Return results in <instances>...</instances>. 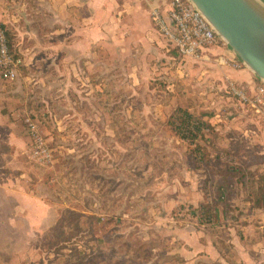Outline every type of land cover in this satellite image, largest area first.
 Returning <instances> with one entry per match:
<instances>
[{"label":"rangeland","instance_id":"rangeland-1","mask_svg":"<svg viewBox=\"0 0 264 264\" xmlns=\"http://www.w3.org/2000/svg\"><path fill=\"white\" fill-rule=\"evenodd\" d=\"M27 1L6 0L9 15L0 21L24 62L14 80L0 79V109L20 136L17 143L0 136V175L18 160L22 185L46 200L52 222L20 262L4 263L23 233L0 232V264H147L153 257L173 264L189 231L226 236L254 198L264 201V107L226 87L233 81L251 95L261 80L230 78H244L239 69L223 70L246 67L237 56L178 55L154 27L148 0L130 16L119 9L100 16L101 26L90 28L98 39L73 41L63 36L76 32L50 35L54 10L36 12ZM216 45L228 47L222 39ZM77 47L91 54L67 55ZM177 107L209 123L192 142L167 122ZM26 116L47 155L33 152L37 134ZM1 144L18 153L1 156L9 149ZM220 193L226 216L199 221L194 208ZM11 204L0 200V212Z\"/></svg>","mask_w":264,"mask_h":264},{"label":"crops","instance_id":"crops-1","mask_svg":"<svg viewBox=\"0 0 264 264\" xmlns=\"http://www.w3.org/2000/svg\"><path fill=\"white\" fill-rule=\"evenodd\" d=\"M6 0H0V21H5L8 18V11L5 4ZM31 2V7L35 8L37 12L41 8H50L54 10L51 15L52 28L49 31L50 35L55 32H76V34L65 35L63 37L73 41L77 40H96L99 35L92 34L91 27L95 25L101 26V17L109 16L113 9L125 10L127 15L135 13L137 8L141 7L142 0H28ZM27 1V2H28ZM157 0H148L149 5ZM4 2V3H3ZM135 9V10H134ZM129 12V13H128ZM48 15V21H49ZM58 16L61 24L66 26H57L54 17ZM101 16V17H100ZM36 17V16H35ZM103 21H105L103 19ZM84 24H86L87 29ZM67 30V31H66ZM81 33V34H80ZM66 34V33H65ZM69 51H74L69 53ZM76 52V53H75ZM92 54H96L94 51ZM209 52L217 53L222 57V62L225 58L234 57L236 54L229 48L219 45L210 47ZM90 55L89 51H80L77 47L76 51L70 49L67 55L82 56ZM89 62L90 61H85ZM71 64V63H70ZM69 63L67 64V66ZM225 65V63H224ZM89 66V65H87ZM227 67L239 69L244 74L243 79H237L229 75ZM82 70H85L82 65ZM225 73L237 81L251 82L253 73L247 67H234L226 64L223 67ZM86 71V70H85ZM8 114L0 109V136L8 137L10 141L19 142L20 136H16L17 130L11 126V122H7ZM2 145V144H1ZM3 146V145H2ZM1 156L10 154L13 157L18 153L16 147L3 146ZM12 149V150H11ZM10 151V152H8ZM18 160L13 161L12 165L8 164V168H12V176L9 174L0 175V200H11V209L0 218V232L15 231L22 238L21 243L13 245L14 250L11 256L4 259V263H8L12 256H16L18 261H22L26 252L30 250L34 238L38 232L46 229L52 222V209L47 204L45 199L36 197L34 191L22 185L20 176L23 175L18 165ZM0 161V167L4 166ZM17 168V169H16ZM20 170V171H19ZM6 173V171H2ZM15 172V173H14ZM18 173V174H17ZM240 214L242 221L239 227L229 226L226 236L216 235L217 238L211 237L209 234L201 230L193 229L189 231L184 237L182 243H179L174 252L179 255L178 261L173 264H264V207H255L252 210H247ZM5 218V219H4ZM27 236H26V235ZM2 245H0L1 248ZM154 260L157 264H162L156 257L149 258L146 262L150 264ZM173 259L168 258L167 264L171 263Z\"/></svg>","mask_w":264,"mask_h":264},{"label":"built area","instance_id":"built-area-1","mask_svg":"<svg viewBox=\"0 0 264 264\" xmlns=\"http://www.w3.org/2000/svg\"><path fill=\"white\" fill-rule=\"evenodd\" d=\"M150 16L154 27L170 48L184 57L195 60L203 59L208 55L210 47L216 45L221 39L207 18L191 0H157L151 5ZM23 63L21 55L9 48L5 29L0 26V79L14 80ZM226 87L241 101L247 102L256 110L262 111L264 107L263 81L255 86L251 95L246 91L244 85L233 81H230ZM25 120L30 131L37 134L34 120L30 116H26ZM34 141L33 152L43 150L44 155H47L48 151L46 147H43L41 136L35 135Z\"/></svg>","mask_w":264,"mask_h":264},{"label":"water","instance_id":"water-1","mask_svg":"<svg viewBox=\"0 0 264 264\" xmlns=\"http://www.w3.org/2000/svg\"><path fill=\"white\" fill-rule=\"evenodd\" d=\"M191 1L242 63L264 82V8L255 0Z\"/></svg>","mask_w":264,"mask_h":264},{"label":"trees","instance_id":"trees-1","mask_svg":"<svg viewBox=\"0 0 264 264\" xmlns=\"http://www.w3.org/2000/svg\"><path fill=\"white\" fill-rule=\"evenodd\" d=\"M0 26L5 29L9 48L12 51H15L10 41L8 28L3 23H0ZM259 83H261V81ZM167 122L170 124L171 128L178 137L186 139L190 142L201 135V130L205 124H207V126L209 125V123H205L202 119L196 117L189 110L182 107H177L174 109ZM222 198H224L223 194L220 193L215 197V199H209L200 202L199 206L195 207L192 211L193 215L196 216L199 221H202V219L205 217L213 215L216 222H218L221 216L219 214L221 212L226 216L225 205L228 203H226L227 201ZM252 202V206L264 207V201H262V199L259 200L254 198Z\"/></svg>","mask_w":264,"mask_h":264}]
</instances>
